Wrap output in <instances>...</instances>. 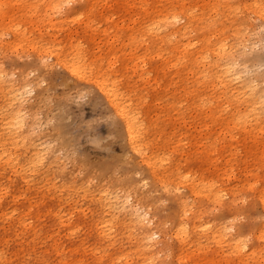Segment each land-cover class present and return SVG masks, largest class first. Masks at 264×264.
<instances>
[{
  "label": "bare ground",
  "instance_id": "6f19581e",
  "mask_svg": "<svg viewBox=\"0 0 264 264\" xmlns=\"http://www.w3.org/2000/svg\"><path fill=\"white\" fill-rule=\"evenodd\" d=\"M251 17L264 29V0H0V192L16 187L0 218L21 206L18 264H264ZM57 70L104 98L122 156L60 168L65 140L26 107Z\"/></svg>",
  "mask_w": 264,
  "mask_h": 264
},
{
  "label": "rangeland",
  "instance_id": "374dc122",
  "mask_svg": "<svg viewBox=\"0 0 264 264\" xmlns=\"http://www.w3.org/2000/svg\"><path fill=\"white\" fill-rule=\"evenodd\" d=\"M251 18H253V20L251 19L248 23L249 25L247 24V30L251 34L256 30V32L254 31L253 33L254 38L249 32L247 33L246 30V35L242 40V44H244V42L248 43L252 38L254 49L250 55V59L247 61L248 64L246 67H248L247 69H249V72H247L248 70L245 68V73L255 79L259 87L264 91V33H262L264 29L260 21L256 20L254 17ZM252 22L253 25L250 27V23L252 24ZM252 27L254 29H252ZM251 59L255 61H251ZM29 71L31 70H28V79H33L38 76L36 72V76L32 78V76L29 75ZM59 72L62 71L57 70L51 72L49 78L43 79L42 81L40 80L42 83H40L38 88L35 87V90H32L31 93L26 96L28 97L26 107H36L38 114L36 126L41 130L54 129L65 140L66 145L59 153L62 159H59V162L61 161L60 163L62 164L60 168L68 173L75 174L76 171H78L75 169L79 168L83 159L93 163L108 161L112 158L122 156L125 149L123 147L124 143L121 142L124 141L116 136L117 126L109 116L108 106L104 98L93 87L79 85L76 86L79 87L78 89L74 88L72 83L71 87L69 84V82H71V80L69 81L70 78L63 73V80V76H61ZM15 77L14 80L18 78L16 73ZM67 84H69V86ZM74 89H78L80 92ZM6 179L3 180L1 185L5 190L0 192V195L2 194L0 198L3 200L7 199L9 202V200L12 199L13 190L16 187L15 185H12L13 187L10 185L11 180L8 177ZM132 201L131 199L130 202ZM18 202L21 203L20 200ZM14 209L15 206L9 204L6 214L10 216L13 210L12 213H15V220L10 221L7 219V215L0 218V248L3 247L2 254L5 256V260L12 256L16 260L12 264H18L17 260H22L23 257L20 253H14V250L17 249L18 244L21 242L17 235V233L22 234L20 227H23L24 238L25 224H21L20 222L18 228L15 230L13 229L12 224L23 219L21 218L22 215L19 214L22 210L21 206H19L18 211ZM4 214L5 212L3 213V211L0 210V216ZM22 221L25 222L24 219Z\"/></svg>",
  "mask_w": 264,
  "mask_h": 264
},
{
  "label": "snow or ice",
  "instance_id": "6c2138e0",
  "mask_svg": "<svg viewBox=\"0 0 264 264\" xmlns=\"http://www.w3.org/2000/svg\"><path fill=\"white\" fill-rule=\"evenodd\" d=\"M262 33H264V30H262ZM41 63L46 64L47 60L44 57H41ZM73 71V74H76V69L72 68L71 69ZM29 75L30 76H35L36 75V71L35 70H31L29 71ZM15 78V72L13 73V79ZM0 79H7V76L5 74V72L3 71V66L0 65ZM137 175H139V173H137ZM145 184H147V181L144 182Z\"/></svg>",
  "mask_w": 264,
  "mask_h": 264
}]
</instances>
